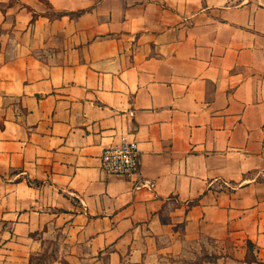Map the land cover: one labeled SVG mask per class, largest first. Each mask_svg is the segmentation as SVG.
<instances>
[{"label": "crops", "instance_id": "1", "mask_svg": "<svg viewBox=\"0 0 264 264\" xmlns=\"http://www.w3.org/2000/svg\"><path fill=\"white\" fill-rule=\"evenodd\" d=\"M0 264H264V0H0Z\"/></svg>", "mask_w": 264, "mask_h": 264}, {"label": "built area", "instance_id": "2", "mask_svg": "<svg viewBox=\"0 0 264 264\" xmlns=\"http://www.w3.org/2000/svg\"><path fill=\"white\" fill-rule=\"evenodd\" d=\"M139 158L140 151L135 140L108 146L101 154V173L132 180L139 171Z\"/></svg>", "mask_w": 264, "mask_h": 264}]
</instances>
